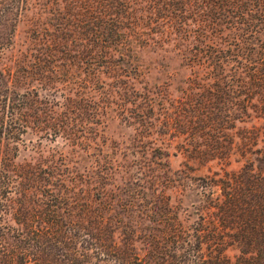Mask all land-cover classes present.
<instances>
[{"label": "trees", "instance_id": "obj_1", "mask_svg": "<svg viewBox=\"0 0 264 264\" xmlns=\"http://www.w3.org/2000/svg\"><path fill=\"white\" fill-rule=\"evenodd\" d=\"M63 1L67 22L45 48L88 69L47 93L19 86L12 71L0 83V264H264L257 132L240 151L254 156L199 176L189 203L174 206L146 170L154 134L176 131L192 157L227 161L237 120L264 112V0ZM27 5L0 0V50ZM166 43L191 68L177 96L139 73L138 50ZM56 71L35 68L41 80ZM113 111L138 130L141 156L105 148ZM30 130L69 149L20 161Z\"/></svg>", "mask_w": 264, "mask_h": 264}, {"label": "rangeland", "instance_id": "obj_2", "mask_svg": "<svg viewBox=\"0 0 264 264\" xmlns=\"http://www.w3.org/2000/svg\"><path fill=\"white\" fill-rule=\"evenodd\" d=\"M67 4L63 0H28L27 8L22 9L15 22L12 41L0 50V83L6 77L4 74L13 72L15 83L24 87L30 85L39 88L41 92H49L42 86L56 85L64 87L67 79L83 73L88 68H81V61L77 58L76 63L69 67L68 56L56 50V55L49 52L51 49L45 48L44 42L53 36L62 34V27L67 22ZM4 24L0 23V36L5 35ZM49 53V54H48ZM139 53V73L143 76L142 80L147 81L153 87H168L174 96L180 93V88L185 85V80L191 74V68L187 66L181 54L177 51V45L166 43L163 47L156 45L146 46L138 50ZM41 63V64H40ZM56 68V72H49L51 78L38 79L40 76L35 73V68ZM24 68L30 69L27 73ZM72 68L73 74L69 75ZM82 69V70H81ZM3 74V75H2ZM27 74V75H26ZM22 75V76H21ZM27 82V83H25ZM141 85V83H139ZM159 89V87H157ZM62 90V89H61ZM63 99L60 92L56 96ZM112 112L107 118L105 125V148L117 153L119 158H126L127 155L133 156L137 152L139 144L137 140V129L133 124L120 117L119 114ZM235 140L234 152L230 160L205 159L199 160L189 155L184 149L182 137H178L176 131L162 134H154L158 146L151 150L149 158L155 160L152 167L146 169L155 173V181L158 188L169 196L171 203L177 204L183 201L189 203L197 198L198 177L211 174L222 167L228 169H238L248 157L254 155L247 153L242 155L241 149L244 148L245 135H252L257 132L259 136L257 147L264 149V112L252 111L251 116L245 120H237L236 127L232 129ZM26 146L21 145L18 160L38 159L39 151L48 154L50 151L68 150L66 139L59 136L57 139L40 137L33 130L23 135ZM146 140V139H145ZM153 153V154H152ZM137 154H140L139 151ZM127 160H129L127 158ZM127 163V162H126ZM132 168V167H131ZM136 170V168H134ZM146 172V171H145ZM119 180V179H118ZM237 248L230 247L227 253L231 256L237 253Z\"/></svg>", "mask_w": 264, "mask_h": 264}]
</instances>
